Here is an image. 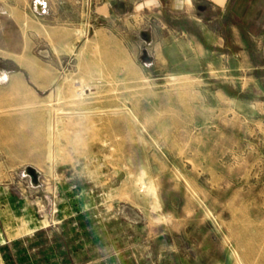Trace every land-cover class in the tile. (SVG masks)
Segmentation results:
<instances>
[{
    "label": "rangeland",
    "instance_id": "374dc122",
    "mask_svg": "<svg viewBox=\"0 0 264 264\" xmlns=\"http://www.w3.org/2000/svg\"><path fill=\"white\" fill-rule=\"evenodd\" d=\"M102 1L0 0V264H264L262 0L205 52Z\"/></svg>",
    "mask_w": 264,
    "mask_h": 264
},
{
    "label": "crops",
    "instance_id": "0c3cea01",
    "mask_svg": "<svg viewBox=\"0 0 264 264\" xmlns=\"http://www.w3.org/2000/svg\"><path fill=\"white\" fill-rule=\"evenodd\" d=\"M112 0H103V9H109ZM124 5L132 4L133 12L144 16L148 12L149 21H153L154 28L150 31L152 36L156 35L157 29H163L169 34L177 33L186 36L181 43L184 49L195 46L197 50L205 52V45L210 49H222L225 45V30L233 34L238 33V26L230 22L232 18H238L237 10H231L230 6L234 0H117ZM252 9V8H251ZM250 9V10H251ZM260 18L254 17L255 14L239 16L246 27H260L264 29V0L259 8ZM164 14L172 19L182 18L190 23V29H177L168 22H162ZM157 20L161 26H157ZM193 27L195 28L193 30ZM194 34H200L202 40L195 37ZM158 41L157 38L155 42Z\"/></svg>",
    "mask_w": 264,
    "mask_h": 264
},
{
    "label": "water",
    "instance_id": "95a60500",
    "mask_svg": "<svg viewBox=\"0 0 264 264\" xmlns=\"http://www.w3.org/2000/svg\"><path fill=\"white\" fill-rule=\"evenodd\" d=\"M142 37H143L144 39H147V35H146V34H143ZM32 174H34V173H32Z\"/></svg>",
    "mask_w": 264,
    "mask_h": 264
},
{
    "label": "bare ground",
    "instance_id": "6f19581e",
    "mask_svg": "<svg viewBox=\"0 0 264 264\" xmlns=\"http://www.w3.org/2000/svg\"><path fill=\"white\" fill-rule=\"evenodd\" d=\"M60 112V111H59Z\"/></svg>",
    "mask_w": 264,
    "mask_h": 264
}]
</instances>
